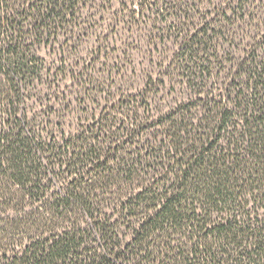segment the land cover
I'll use <instances>...</instances> for the list:
<instances>
[{
    "label": "trees",
    "instance_id": "1",
    "mask_svg": "<svg viewBox=\"0 0 264 264\" xmlns=\"http://www.w3.org/2000/svg\"><path fill=\"white\" fill-rule=\"evenodd\" d=\"M113 1L0 0V264H264V60L242 0L193 29L178 8L191 31L138 91L79 71L74 107L36 111L41 47L91 36L82 14Z\"/></svg>",
    "mask_w": 264,
    "mask_h": 264
},
{
    "label": "rangeland",
    "instance_id": "2",
    "mask_svg": "<svg viewBox=\"0 0 264 264\" xmlns=\"http://www.w3.org/2000/svg\"><path fill=\"white\" fill-rule=\"evenodd\" d=\"M163 1L171 8L170 11L160 12L155 16L145 13L138 17L140 0H128L126 4L122 0H115L103 11L93 10L82 14L81 20L91 26V36H81L79 40L73 41L60 39V42L54 44V48H50V44L41 47L39 58L43 69H50V79L38 87L40 95L35 103L36 111L45 110L42 106H48L50 114L56 111L59 115L60 109L68 106V102L72 101L70 105L74 107L77 103L73 102L76 97L73 81L78 78L76 73L79 71L94 75L100 83L107 79L106 83L110 86L121 85L130 93L138 91L145 75L151 74L154 78L162 75L160 73L170 63L178 47V33L181 32V37L185 35L188 27L182 29L183 24H178L176 20L180 16L176 11L178 8L190 13L193 29L213 19L221 9H229L226 7L228 3L234 4L233 0ZM242 1V7L248 15V22L243 25L248 29V39L244 40V44L248 41V55L253 52L264 60V0ZM232 8L231 6L230 9ZM216 19L215 17L214 20ZM100 46L101 53L105 54L104 58L95 56V50L100 49ZM241 51L243 50H239L235 58H228L227 54L230 52L223 47L222 61L243 57ZM131 70L134 72L130 73ZM121 75L125 78L121 79ZM106 83L104 82L107 86ZM167 90L168 94L162 96V102L169 105L171 88ZM77 101L80 103L81 100ZM93 103L97 105L96 101Z\"/></svg>",
    "mask_w": 264,
    "mask_h": 264
}]
</instances>
